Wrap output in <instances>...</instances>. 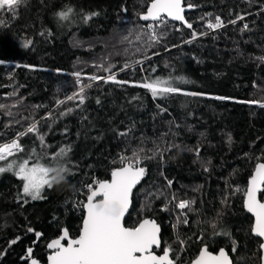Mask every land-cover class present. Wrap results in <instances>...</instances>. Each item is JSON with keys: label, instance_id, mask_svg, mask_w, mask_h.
Listing matches in <instances>:
<instances>
[{"label": "trees", "instance_id": "16d2710c", "mask_svg": "<svg viewBox=\"0 0 264 264\" xmlns=\"http://www.w3.org/2000/svg\"><path fill=\"white\" fill-rule=\"evenodd\" d=\"M150 1L24 0L0 10V145L18 138L25 151L14 157L69 169L63 179L55 172L59 182L37 200L23 195L13 173L0 175V264H44L48 241L65 229L75 238L86 186L108 180L121 155L134 151L152 158L139 165L145 175L123 223L154 220L155 254L170 248L174 264H188L205 246L223 248L233 264H259L242 198L254 166L264 162V0H184L192 27L153 23L162 35L149 46L139 17ZM67 7L73 14L59 20ZM206 16L226 26L203 35ZM107 74L128 83L88 79ZM156 78L181 93L153 98L133 86ZM84 85L83 104L68 99ZM33 124L37 134L18 137ZM67 147V156L54 158ZM258 197L264 201V193ZM181 200L190 207L178 210Z\"/></svg>", "mask_w": 264, "mask_h": 264}, {"label": "snow or ice", "instance_id": "6c2138e0", "mask_svg": "<svg viewBox=\"0 0 264 264\" xmlns=\"http://www.w3.org/2000/svg\"><path fill=\"white\" fill-rule=\"evenodd\" d=\"M23 2L24 0H0V10L6 8L9 11H14ZM184 10L182 0H151L146 13L141 14L139 18L144 21L156 22L155 28L166 25L169 20L180 21L186 27L191 28L192 25L187 23L184 18ZM73 12L74 10L71 7H67L56 15L59 20L66 21ZM91 15H95V13ZM84 19L87 21L90 16L86 15ZM238 19H242V17H238ZM235 22L231 21V23ZM223 26L220 17H216L215 23L209 22L206 25L207 28L212 30ZM147 27L151 33L149 46L159 43L162 34L155 31L153 24H149ZM247 27L245 24L244 28L247 29ZM196 36L197 34L193 32L192 38L195 39ZM139 39L138 36L137 40ZM25 47H27V44H25ZM128 66L125 65V67ZM104 70L111 73L110 67L104 68ZM76 76L79 83L80 74L76 73ZM88 79L97 81L105 78L93 75L89 76ZM108 81L118 84L128 83L127 81L116 80L114 74H110L105 79V82ZM133 86L149 91L153 98L169 94H180L182 91L180 88L175 87L170 80L160 78L145 79ZM86 87H90V85L82 86L79 93L68 97V99L73 100L78 96L79 103L83 104V93ZM183 94L197 95L189 92H183ZM216 99L224 98L216 97ZM59 103L63 102L58 101ZM68 111L70 112L71 109ZM27 133L37 134L36 124L28 127L26 133L18 134V137ZM37 138L40 140L41 145H44L43 136L38 135ZM70 150V147L61 148L54 158L67 156ZM23 151L25 149L19 143L18 138L10 143H4L0 145V161H8L9 157ZM31 155H36L35 149L32 150ZM151 158L141 157L136 151L133 152L132 157L121 155V166L111 171L110 180L94 179L92 184L86 186L88 193L86 202L81 204L84 209V216L79 235L73 238L65 229L58 239L52 240L47 245L49 249L53 250L52 254L48 256L49 264H174V260L170 258V248H164L162 255H156L153 252L154 247L159 248L161 245L159 239L160 228L155 221L143 219L131 228L126 227L123 223L125 214L131 204L132 190L145 175V168L139 165L142 159ZM29 159H24L19 163L15 160L9 161L6 166H0V173L12 172L23 182V195L30 197L32 200H37L42 198L41 192L45 187L51 188L53 182H59L57 176L63 179V173L69 171V169L64 167L59 169L49 168L39 161L29 166ZM53 171L57 172V176H51ZM168 183L170 186L171 181ZM243 192L244 208L254 217L251 232L254 236L264 240V202L257 198L258 193H264V162L255 165L254 171L248 180L247 188L243 189ZM190 203L189 201H180L176 206L184 210L190 207ZM183 222L187 223V220ZM212 226L213 228L216 227L215 224ZM29 231L33 230L29 229ZM36 235L39 237L40 234L37 233ZM62 241H66V244ZM11 243H16V241L13 240ZM180 244L183 248L184 242L181 241ZM233 245V251L235 252V242H233ZM260 249L264 250V243L260 244ZM31 252L32 249L29 248V256H31ZM31 264H37V261L32 259ZM191 264H233V262L223 248L219 250L218 254L213 255L207 247H203Z\"/></svg>", "mask_w": 264, "mask_h": 264}, {"label": "water", "instance_id": "95a60500", "mask_svg": "<svg viewBox=\"0 0 264 264\" xmlns=\"http://www.w3.org/2000/svg\"><path fill=\"white\" fill-rule=\"evenodd\" d=\"M151 2V1H150ZM149 2V3H150ZM148 3V4H149ZM182 3H183V7H184V12H183V15L185 16V14H186V12H187V9H186V7L184 6V0H182ZM148 4H147V6H148ZM147 6H146V8H145V10H144V13H146V11H147ZM140 21H141V23L142 24H146V23H149V22H153L154 23V21H144V20H141L140 19ZM168 22H170V23H175V24H178V23H181L180 21H168ZM254 168H255V166H254ZM253 171H254V169H253ZM253 171H252V173H253ZM252 173H251V175H252ZM111 174V173H110ZM251 175H250V177H251ZM250 177L248 178V180L250 179ZM111 179V175H109V178H108V180H110ZM142 180V179H141ZM248 180H247V183H246V186H245V189L247 188V185H248ZM140 183H141V181L139 182V184H137L136 185V187L132 190V193H133V191L140 185ZM258 195H259V193L257 194V198L259 199V197H258ZM86 200H87V196H86V198H85V201L84 202H86ZM262 202H264V201H262ZM130 206H131V204H130ZM130 206H129V209H130ZM129 209H128V211H129ZM242 209L244 210V212L250 217V219H251V226H252V224H253V222H254V217L252 216V214L251 213H248L247 211H246V209L244 208V193H243V198H242ZM128 211H127V213H128ZM127 213L125 214V217L127 216ZM83 216H84V209L82 208V218H81V222H80V227H81V225H82V221H83ZM125 217H124V219H125ZM144 219H149V218H144ZM143 220V219H142ZM150 220H152V219H150ZM124 221V220H123ZM141 221V220H140ZM154 221V220H153ZM139 223V222H138ZM137 223V224H138ZM136 224V225H137ZM135 225V226H136ZM134 226V227H135ZM251 226H250V234H251V236L252 237H254V238H256V239H258V241H259V245H258V250H259V264H264V250H261L260 249V244L261 243H264V240H261V238H259V237H256V236H254L253 234H252V232H251ZM79 231H80V228H79ZM79 231H78V235H79ZM62 232L63 231H61V233L56 237V238H54V239H58L61 235H62ZM77 235V236H78ZM159 235H160V232H159ZM76 236V237H77ZM54 239H52V240H54ZM160 239V238H159ZM52 240H50V241H48V243L45 245V248H46V250H47V254H46V256H45V260H44V264H49V261H48V256L50 255V254H52V251L53 250H51V249H49L48 247H47V245L52 241ZM62 243H64V244H66V241H62ZM203 247H205V246H201L200 247V249L201 248H203ZM153 249H157V248H153ZM200 249H199V251L197 252V254H196V256L188 263V264H191V262L198 256V254H199V252H200ZM220 250V249H219ZM219 250H217L215 253H212L213 255H215V254H218V252H219ZM226 252V251H225ZM155 254V253H154ZM163 254V252L162 253H160V254H158V255H162ZM157 255V254H156ZM230 258V257H229ZM32 259H34V258H29L28 260H27V264H31V260ZM37 261V260H36ZM37 264H41V263H39L38 261H37Z\"/></svg>", "mask_w": 264, "mask_h": 264}, {"label": "built area", "instance_id": "2783aa9c", "mask_svg": "<svg viewBox=\"0 0 264 264\" xmlns=\"http://www.w3.org/2000/svg\"><path fill=\"white\" fill-rule=\"evenodd\" d=\"M261 11H264V7L261 9ZM216 19V18H215ZM215 19H211L209 16H206L205 18H204V20H203V29H204V33H203V35H209V34H212V33H214V32H216V31H218V30H220V29H222V28H224L225 26H226V24H224L223 23V27H221V28H218V29H215V30H212V29H209V28H207L206 27V25H207V23H209V22H212V23H215ZM156 22H154V24H155ZM149 24H153V22H149V23H146V31H147V33H150V31H149V29H148V25ZM119 166H121V164L119 165ZM94 180V179H93ZM93 180H92V182L90 183V184H92L93 183ZM86 191H87V193H88V189H87V187H86ZM181 201H185V200H181ZM180 202V201H179ZM166 209V206H161V207H159V210L160 211H164ZM177 209L178 210H181V209H179L178 207H177ZM182 264H186V263H182Z\"/></svg>", "mask_w": 264, "mask_h": 264}, {"label": "rangeland", "instance_id": "374dc122", "mask_svg": "<svg viewBox=\"0 0 264 264\" xmlns=\"http://www.w3.org/2000/svg\"><path fill=\"white\" fill-rule=\"evenodd\" d=\"M147 34H148V36H150L151 33H147ZM127 68H128V67H127ZM109 75H110V74H107L104 78L106 79ZM105 79H103V80H105ZM80 89H81V87L78 89V91H80ZM13 160H15L17 163L22 162V160H20L18 157H14V156H12V157H9V158H8V161H0V166H6V164H7L9 161H13ZM29 166H31V164H29ZM49 168H53V169H55L54 166L49 167ZM4 173H7V171L4 172ZM4 173H0V175H1V174H4ZM9 173H12V172H9ZM15 176H16V175H15ZM51 176H56L55 171H53V172L51 173ZM22 183H23V182H22ZM29 198H30V197H29ZM180 213H182V212H180ZM182 263H184V262H183V261H180L178 264H182Z\"/></svg>", "mask_w": 264, "mask_h": 264}, {"label": "flooded vegetation", "instance_id": "af4514ba", "mask_svg": "<svg viewBox=\"0 0 264 264\" xmlns=\"http://www.w3.org/2000/svg\"><path fill=\"white\" fill-rule=\"evenodd\" d=\"M130 228V227H129ZM158 255V254H157Z\"/></svg>", "mask_w": 264, "mask_h": 264}]
</instances>
